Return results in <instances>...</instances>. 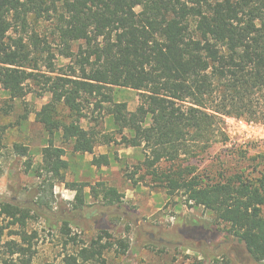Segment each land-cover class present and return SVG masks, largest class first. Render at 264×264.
Instances as JSON below:
<instances>
[{
  "label": "trees",
  "instance_id": "16d2710c",
  "mask_svg": "<svg viewBox=\"0 0 264 264\" xmlns=\"http://www.w3.org/2000/svg\"><path fill=\"white\" fill-rule=\"evenodd\" d=\"M32 14L55 20L59 54L81 72L76 78L48 77L54 96L37 113L46 130L61 131L75 151L93 154L97 144L114 141L109 133L82 125L91 97L100 98L96 106L107 108L121 140L144 146L149 174L169 192L181 191L187 202L212 212L216 225L227 224V232L251 257L264 262V180L257 184L243 175H222L207 181L193 169L159 167L163 160L195 154L188 150L190 142H205L206 150L222 133V115L241 116L245 112L239 109L254 99L264 109V0H0V85L11 100L23 99L27 81L37 76L30 71L37 61L24 39L10 37L13 20L24 25ZM114 86L140 93L136 110L106 91ZM60 104L70 110L69 121L58 118ZM6 129L0 123V155ZM14 148L26 156L25 146ZM42 158L41 170L65 182L70 165L65 149L50 140ZM93 164L102 163L95 157ZM66 184L84 206V186ZM97 185L91 194L108 205L122 202L115 186ZM38 204L50 203L41 197ZM3 214L19 227L20 239L8 242L10 257L0 255V264L18 259L32 264L33 239L26 231L32 209L0 202ZM105 237L99 234L59 263L48 264H105V253L114 246Z\"/></svg>",
  "mask_w": 264,
  "mask_h": 264
},
{
  "label": "rangeland",
  "instance_id": "374dc122",
  "mask_svg": "<svg viewBox=\"0 0 264 264\" xmlns=\"http://www.w3.org/2000/svg\"><path fill=\"white\" fill-rule=\"evenodd\" d=\"M55 25L54 19L36 18L33 14L24 25L13 20L10 37L24 39L37 61V66L30 69L37 76L27 81L23 99L11 100L0 85V123L7 127L0 155V202L32 209L34 216L26 226L33 239L32 264L59 263L67 253L75 252L99 234L114 242L105 253V264H264L255 261L245 245L227 232V224L216 225L212 212L187 202L181 191L169 192L165 183L149 174L144 146L135 147L121 140L107 108L96 106L100 98L91 97L90 106L81 116L82 125L109 133L114 141L97 144L93 154L75 151L73 144L62 138L61 131L52 135L37 120V113L54 96L48 77L53 80L81 75L73 61L59 54ZM78 49L79 44H75L74 50ZM111 89L106 91L116 101L136 110L140 101L137 90L116 86ZM256 100L247 109H239L245 112L241 116L222 115V133L206 150L205 142H190L188 150L195 154H182L176 161L163 160L159 167L193 169L207 181H217L222 175H243L261 184L264 109L261 100ZM70 115L67 107L58 106V118L69 121ZM123 133L132 135L127 129ZM50 140L65 149L70 164L65 182L40 168L42 149ZM16 144L26 147V156L17 152ZM95 157L100 159V166L93 164ZM68 182L84 186V206L79 205L76 191L67 186ZM99 182L115 186L122 194V202L108 205L91 194V187ZM41 197L50 203L48 207L38 204ZM19 231L11 218L0 215V255L10 257L8 242L18 241ZM15 264L25 263L18 259Z\"/></svg>",
  "mask_w": 264,
  "mask_h": 264
}]
</instances>
